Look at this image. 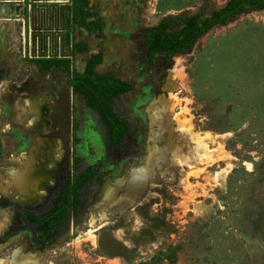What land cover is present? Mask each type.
I'll return each mask as SVG.
<instances>
[{"label":"rangeland","instance_id":"rangeland-1","mask_svg":"<svg viewBox=\"0 0 264 264\" xmlns=\"http://www.w3.org/2000/svg\"><path fill=\"white\" fill-rule=\"evenodd\" d=\"M90 1L103 29L75 30L89 51L74 64L82 70L101 53L98 72L134 83L113 103L131 133L120 149L110 148L98 114L72 94L66 73L28 61L23 35L7 36L16 19L6 17L0 264H264V11L241 14L185 54L150 63L147 27L229 0ZM62 16L31 6L30 56L65 54ZM73 152L100 173L82 214L55 240L38 243L25 212L48 209L72 172Z\"/></svg>","mask_w":264,"mask_h":264},{"label":"trees","instance_id":"trees-1","mask_svg":"<svg viewBox=\"0 0 264 264\" xmlns=\"http://www.w3.org/2000/svg\"><path fill=\"white\" fill-rule=\"evenodd\" d=\"M71 3L72 15L69 23L72 27L83 28L90 33L101 31L102 26L99 19L90 20L96 12L88 8L89 0H71ZM254 11H264V0H229L221 9L189 16L178 21L175 26L171 24V19H162L156 25L146 29L145 36L149 44L148 60L155 62L157 56L161 54L170 57L184 54L192 49L197 41L212 28L225 25L241 14ZM73 51L75 54L86 53L89 51V46L85 43H74ZM28 61L43 68H50L54 65L64 68L68 73L69 83L74 93L83 94L88 106L97 110L101 115L107 128L109 144L112 147L122 144L129 126L114 112L112 103L115 98L130 91L133 85L113 76L97 74L95 68L102 62V54L98 53L92 56L83 74L76 71L73 60L70 58H35L28 59ZM75 112L76 108H73V113L75 114ZM78 126L74 116L73 130L76 131ZM77 143L78 139H75L74 144ZM80 162L81 158L74 157L73 173L68 177L58 202L49 209L47 214L41 217L32 213L28 214L30 220L37 225L40 231L52 235L67 223L68 212L71 211L73 216H77L81 212L84 205L82 189L97 175L98 167L92 165L84 171H79Z\"/></svg>","mask_w":264,"mask_h":264},{"label":"crops","instance_id":"crops-1","mask_svg":"<svg viewBox=\"0 0 264 264\" xmlns=\"http://www.w3.org/2000/svg\"><path fill=\"white\" fill-rule=\"evenodd\" d=\"M37 4L43 8H58L62 11V25L60 26V46L63 45L64 53L61 51L56 55L50 54V56H30L28 51V38L30 32V21H31V6ZM72 13V3L71 0H0V24L4 28L7 27V23L4 21L6 17H14L16 19L13 23L14 27L8 28L9 35H7L11 40H19L21 34L24 37L25 45V58L28 59H49V58H70L73 60L78 54L74 53L73 45L74 43H85L75 41V30H82L83 28L72 27L69 23ZM5 27V28H6ZM85 30V29H84ZM86 31V30H85ZM88 32V31H87ZM90 33V32H88ZM87 44V43H85ZM18 45V43H17ZM19 47V46H18ZM41 68V67H40ZM76 68V67H75ZM1 74V73H0Z\"/></svg>","mask_w":264,"mask_h":264},{"label":"flooded vegetation","instance_id":"flooded-vegetation-1","mask_svg":"<svg viewBox=\"0 0 264 264\" xmlns=\"http://www.w3.org/2000/svg\"><path fill=\"white\" fill-rule=\"evenodd\" d=\"M89 1H90V0H89ZM88 8H91V11H95V12H96V14H95L90 20H92V21H96V20L99 19V22H100V24H101V26H102V28H101V31H102V29H103L102 17H101V15L99 14V12L97 11L96 7L93 6V5L91 4V1H90V4H89ZM220 9H221V8H220ZM171 24H172L173 26L176 25L175 23H172V21H171ZM174 24H175V25H174ZM149 27H151V26H149ZM149 27H147V28H149ZM147 28H146V29H147ZM146 29H145V31H144V36H143L144 43H145L146 46H147L146 51H145V58H146V60H147L148 62H150V61L148 60V57H149V44H148V42L146 41V36H145V34H146ZM101 31H99V32H101ZM99 32H98V33H99ZM186 52H187V51H186ZM186 52H185V53H186ZM86 53H87V52H86ZM185 53H184V54H185ZM96 54H98V53H96ZM100 54H101V53H100ZM93 55H94V54H92V55L88 58V60H87V62H86V64H85V66H84V68H83L82 70H79V69L76 68V71L79 72V73H81V74L85 73V70H86V68H87V66H88V62H89V60L92 58ZM161 55H165V54H161ZM158 56H159V55H158ZM158 56H157V59H158ZM166 56H167V55H166ZM102 61H103V55H102ZM101 63H102V62H101ZM101 63H100V64H101ZM150 63H153V62H150ZM100 64H99V65H100ZM99 65H98V66H99ZM98 66H97V67H98ZM97 67L95 68V72H96L97 74H99V75L113 76V77H115V78H117V79H119V80H122V81L128 82V83H130V84L133 85V87H132V89H131L130 91L125 92L124 94H122V95H120L119 97L115 98L114 101H113V103H114L117 99H119L121 96H123V95H125V94H128V93L134 91V88H135V87H134V83H133V82H131V81H129V80L122 79V78H120V77H118V76H116V75L110 74V73H100V72L97 71ZM41 68H43V67H41ZM53 68H55V69H57V70H61V71H63L64 73H66V75H67V83H68V86H69L70 89H71L72 94H73L75 97H76V96H81V98L83 99L84 103L88 106V104H87V102H86V99H85V96H84L83 94H81V93H74L73 88L71 87V85H70V83H69V76H68V73L64 70V68H62L61 66H56V65H54V66H52V67H50V68H46V67H44V69H47V70H50V69H53ZM113 103H112V108H113L114 112H115L117 115H119V117L122 118L124 121H126L127 124H128V126H129L128 133L126 134V136H125V138H124L122 144H121L120 146H117V147H112V146L109 144V142H108V137H107V128H106V126H105V124H104V122H103V120H102L101 115L99 114V112H98L97 110H94V109L90 108L89 106H88V107H89L90 109L96 111V113L98 114L99 119H100V122H101L102 126H103L104 129H105L106 139H107V144H108V146H109L110 148H113V149H120V148L123 146V144L126 142V140L128 139V136H129L130 133H131V126H130V122H129L126 118H124L123 116H121L120 114H118V113L115 111V109H114V107H113ZM73 108H74V107L72 106V112H73ZM74 116H75V115H74V113H73L72 120L74 119ZM75 117H76V116H75ZM76 119H77V118H76ZM72 125H73V122H72ZM74 132L76 133V131H74ZM75 139H78V138H76V136H75V134H74L73 145H75V144H74V140H75ZM76 145H77V144H76ZM0 150H1V143H0ZM74 157L81 158V157H79L75 152H73V156H72V172H71V173L66 177V179L61 183V185H60V187H59V190H58V192H57L56 195H55V200L51 203V205L48 207V209H47L46 211H43V212H40V213H38V212H34V211H32V210H26V212H25V218H26V220L28 221V223L30 224V227H31L32 230H33L34 237H35V239L37 240L36 242H38V243H42V241H45L46 244H47V243H50L51 241L55 240V239L57 238V236L60 234V232L62 231V229H63L64 227H62V228H60L59 230L55 231L52 235H48V232H43V231H40V230L38 229L37 225H35V224L30 220V218L28 217V214H29V213H32V214H34V215H36V216H40V217H41V216H44V215L47 214V212L49 211V209H50L52 206H54V205L58 202V200H59V196H60V194L62 193L65 184L67 183V179H68V177H69L70 175H72V173H73V161H74ZM81 161H82V160H81ZM92 165H96V166L98 167L97 175H96V176H95L90 182H88V183L83 187V189H82V193H83V194H82V198L84 199V205H83L82 208H81V212H80L77 216H73V214H72L71 211L68 212L67 215H66L67 223H68V221H69L70 219H74V218L78 217V216L81 215L82 212L84 211V209H85V207H86V203H87V196H86L87 189H88V187L90 186V184H91V183H92V182L98 177V175H99V173H100V166H99L98 164H89V165H87V166H81V162L79 163V166H80V170H79V171H84V170H86L88 167H90V166H92ZM67 223H66V224H67ZM66 224H65V225H66ZM65 225H64V226H65ZM49 234H50V233H49Z\"/></svg>","mask_w":264,"mask_h":264}]
</instances>
